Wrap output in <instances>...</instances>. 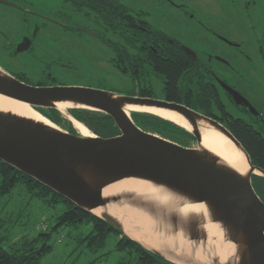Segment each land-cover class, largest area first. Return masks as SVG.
Wrapping results in <instances>:
<instances>
[{
    "label": "water",
    "instance_id": "95a60500",
    "mask_svg": "<svg viewBox=\"0 0 264 264\" xmlns=\"http://www.w3.org/2000/svg\"><path fill=\"white\" fill-rule=\"evenodd\" d=\"M184 48L194 57L191 49ZM223 87L236 102L238 97L242 99L228 85ZM0 94L25 102L34 109H56L66 114L64 116L69 121V109L99 111L109 115L119 131L109 137L85 136L54 123L49 125L0 111V161L104 220L155 255L175 264H196L185 253H175L170 249L161 252L146 247L128 235L111 214L92 211L105 208L110 203H125L155 215L154 206L132 194L104 196L102 189L126 178L163 186L192 203L204 204L210 219L221 225L226 238L235 245V261L218 263L213 260L211 264H264V202L251 183V175L264 178V170L250 162L239 141L215 119L175 101L130 96L91 86L28 84L1 68ZM56 103H69L71 106L60 111ZM126 104L165 109L180 115L191 129L180 127L192 134L196 147L184 146L142 130L129 113L146 112L131 110L127 114L123 110ZM249 108L254 111L250 105ZM200 123L222 134L242 152L248 164L246 173H237L219 163L214 154L200 149ZM164 218L172 225V232L183 230L188 241L198 243L206 239V234L198 227V220L188 219L181 227L174 215Z\"/></svg>",
    "mask_w": 264,
    "mask_h": 264
},
{
    "label": "flooded vegetation",
    "instance_id": "af4514ba",
    "mask_svg": "<svg viewBox=\"0 0 264 264\" xmlns=\"http://www.w3.org/2000/svg\"><path fill=\"white\" fill-rule=\"evenodd\" d=\"M161 1L167 6L184 7L171 0ZM236 4L239 5L245 22L240 31H236L235 25L229 30V23L223 24L227 27H212L184 8L183 14L193 18L194 23L201 26L198 29L205 37L202 41H194L176 38L155 28L148 21L149 13L132 8L128 0H0V68L33 85L88 86L74 79L79 78L74 64L79 56L74 54L75 49L72 47L76 45L78 38H85L89 47L95 46L96 41L103 43L112 54L109 57L111 65L113 49L117 48L118 43L117 39L110 36L111 27H117L113 25L110 15V7L114 6L122 13L121 27L127 26L126 20L129 18L134 22V27H150V30H158L163 35L158 41L140 40L139 60H144L142 53L145 50L156 52V48L183 54L187 62L199 65L207 84L219 99L218 105H221L222 110L224 108L234 118L258 130L264 139V90L258 95L252 92L257 80L264 86V0H238ZM144 21L148 26L144 25ZM259 29L260 36L257 35ZM120 42L124 43L120 48L125 53L123 63L128 70L127 61L128 58L132 59L134 49L127 43ZM184 47L191 49L194 57ZM141 67L144 78H156L160 87L157 89L156 85L138 82L141 85L135 86L133 91L127 87L122 94L168 100L158 73L145 61ZM130 75L131 72L125 75L127 81L131 80ZM224 84L234 89L242 99L238 97L236 102L223 87ZM128 85L130 86V82ZM178 93L182 101L175 102L184 104L186 88H179ZM244 100L254 111H251ZM204 115L215 119L229 130L228 121L215 105L208 115ZM227 119L230 118L227 116ZM257 181L264 183V178L252 174L253 187L257 185Z\"/></svg>",
    "mask_w": 264,
    "mask_h": 264
},
{
    "label": "trees",
    "instance_id": "16d2710c",
    "mask_svg": "<svg viewBox=\"0 0 264 264\" xmlns=\"http://www.w3.org/2000/svg\"><path fill=\"white\" fill-rule=\"evenodd\" d=\"M110 8L112 23L117 26L111 27V30L118 42L116 43L117 48L113 49L111 65L116 71L124 75V77L125 75H129L130 72L132 73V75H130L131 80L127 82L128 84L130 82V86L128 85L127 87L133 91L135 86L141 85V82L146 83L143 81L145 74L141 73V71H143L141 64H143L144 61L145 63L147 62L153 67V70L158 73L160 81L164 84L167 93L166 97L169 101H182L178 89L183 87L184 89L186 88L187 91L183 103L189 108L207 115L212 110L213 105L219 108L223 118L228 121L227 125L230 132L247 152L250 162L264 170V139L261 138L258 130L248 126L242 120L234 118L231 114L227 113L224 108L222 110L221 105H218L220 103L219 99L210 88L209 83L207 84L205 76L198 68L199 65L187 62L183 54L177 51L159 49L156 48V46V52L145 50V52L142 53L144 60H139L138 53L141 50L138 49V45L140 40L151 39L152 41H158V39H161V36H163L162 33L158 30H150V27H134V22L129 18L126 20L127 26L121 27L122 13L114 6ZM143 23L148 26L145 21ZM148 33H153L154 35H149ZM120 41L127 43L134 49L132 59L128 58V64L126 63L128 65V70L125 67V63H123L126 58L125 53L120 48V45L122 46L124 43ZM15 77L20 81L32 84L24 78ZM124 86L109 87L107 90L124 93L126 92ZM101 88L106 89L104 87ZM35 109L55 125L75 133L71 122L56 109L37 107H35ZM69 113L77 121L89 126V129L96 136L109 137L119 133L112 118L107 114L99 111L77 108L69 109ZM227 116L230 119H227ZM131 118L142 130L155 133L181 145L188 146L190 140L194 139L190 132L169 120L144 113H134L131 115ZM17 184H23L32 196L42 198L48 205L53 206L55 204H61L63 206L62 211L55 217L53 229L63 226L75 227L78 224L85 223L91 224L92 228L89 232L84 237H81V240H88L86 245L89 246V249L95 250L99 245V241L105 238L109 232H114L117 235L115 248L118 250L129 249L133 251L136 254V264H175L144 249L104 220L77 207L74 203L49 190L34 179L0 161V192L9 191ZM253 189L264 202V183L257 181V185H255ZM49 237L50 232H40L32 239H23L18 243L9 245L7 248L0 244V264H40L44 254L51 251L52 244L47 241ZM106 254L107 253L100 254L88 263L90 264Z\"/></svg>",
    "mask_w": 264,
    "mask_h": 264
},
{
    "label": "rangeland",
    "instance_id": "374dc122",
    "mask_svg": "<svg viewBox=\"0 0 264 264\" xmlns=\"http://www.w3.org/2000/svg\"><path fill=\"white\" fill-rule=\"evenodd\" d=\"M171 1L184 7L167 6L161 0H128V3L132 8L147 11L149 13L148 21L155 28L180 39L194 41L205 39L198 29L201 26L194 23L193 18L183 14L184 8L203 22L211 24L212 27H227L223 24L229 23V30H232L230 28L235 25L236 31H240L245 25L239 5L236 4L238 0ZM257 35L260 36V29ZM110 36L116 40L112 34ZM84 40L78 38V42L72 47L75 49L74 54L79 56L74 61L79 80L74 79L91 87L108 89L125 85L124 88L127 89V79L109 63V57L112 56L109 49L98 41L95 46L89 47V44ZM67 45L71 46V44ZM72 51L74 52L73 49ZM143 81L153 86L156 85L157 89L160 87L156 78L147 77ZM254 86L252 89L254 94L258 95L264 90V86L258 80ZM129 116L131 117L130 113ZM74 131L76 132L75 129ZM89 131L91 135L94 134L90 129ZM196 145V141L192 139L188 146L196 147ZM62 209L61 204L48 205L42 198L32 196L23 184H17L9 191L0 192V244L7 248L23 239H32L40 232H50L47 241L52 244V248L51 251L44 254L40 264H89V261L103 253L107 254L90 264H136V254L133 251L115 248L117 235L114 232H109L105 238L99 241L95 250H91L86 245L88 240H81V237H84L92 228L91 224L85 223L75 227L63 226L53 229L55 217Z\"/></svg>",
    "mask_w": 264,
    "mask_h": 264
},
{
    "label": "bare ground",
    "instance_id": "6f19581e",
    "mask_svg": "<svg viewBox=\"0 0 264 264\" xmlns=\"http://www.w3.org/2000/svg\"><path fill=\"white\" fill-rule=\"evenodd\" d=\"M68 106L71 104L56 103V107L60 111H64ZM123 110L127 114L131 110L151 113L186 129H191L180 115L169 110L132 104H126ZM0 111L11 112L17 116L49 125L53 124L27 103L1 94ZM69 117L72 126L78 133L85 136L91 135L84 124L71 116ZM198 131L201 137L200 149L214 154L219 158V163L237 173H246L248 169L246 159L230 140L203 123L198 125ZM125 193L132 194L140 201L154 206L155 215L125 203H110L105 208H95L92 211L96 214L101 211L108 212L121 223L123 230L128 235L148 248L161 252L170 249L175 253H185L196 264H211L213 260H217L218 263H225L231 259L235 261V245L226 238L221 225L210 219L204 204L192 203L163 186L142 179H121L102 189L104 196ZM168 215H174L177 221L179 220L178 225L181 227L188 219L198 220V227L206 234V239L193 243L185 238L183 230L172 232V225L167 223L166 218H164Z\"/></svg>",
    "mask_w": 264,
    "mask_h": 264
}]
</instances>
